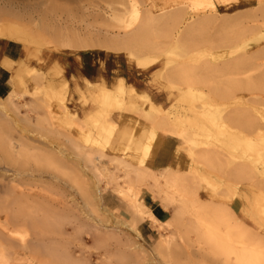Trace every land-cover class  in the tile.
I'll list each match as a JSON object with an SVG mask.
<instances>
[{
  "label": "rangeland",
  "instance_id": "rangeland-1",
  "mask_svg": "<svg viewBox=\"0 0 264 264\" xmlns=\"http://www.w3.org/2000/svg\"><path fill=\"white\" fill-rule=\"evenodd\" d=\"M120 15L129 26L112 28L115 16ZM171 15L181 21L171 30L175 43L165 39L163 31ZM142 19L149 25L140 29ZM1 25H18L30 36L29 44L16 41L22 51L28 45L30 53L26 60H18L22 69L12 93L19 118L27 108L35 110L30 113L34 124L17 121L18 114L8 109L0 119L15 128L24 126L31 146L41 152L64 150L63 156L53 155L74 162L77 170L56 172L45 157L26 165L12 162L34 171L28 172L33 175L26 182H14L20 190L41 192V199L53 202L59 197L51 188L56 180L54 184L77 201L79 220L63 224L56 235L61 246L77 257L86 254L93 264L105 251L127 255L124 264H200L202 241L187 226L182 231L170 230L168 220L159 226L157 235L144 240L138 223L126 222L123 212L105 204L107 196L118 203L128 197L130 206L134 202V196L126 192L131 186L126 178L129 169L119 170L111 162L153 169L151 160L167 136L176 137L181 146L169 165L196 184L198 226L210 229L213 241L228 246L226 230L234 225L264 235V0H0ZM62 34L76 37L79 43L62 42ZM87 52L116 60L110 79L92 81L83 76L75 59ZM37 75L44 79L39 86L34 83ZM38 113L53 119L59 131L35 126ZM79 151L100 157L102 163L98 161L97 166L105 164L101 168L114 180L103 201L97 200L94 171L85 168ZM204 152L213 153L211 162H206ZM31 153L36 156L38 149ZM237 165L243 167L235 176L231 169ZM55 173L61 182L53 178ZM160 181L166 183L162 177ZM68 183L77 191L70 190ZM7 186L0 188V199L14 195ZM60 199L65 201V197ZM235 199L241 203L238 212L231 207ZM218 207L225 209L219 221L213 219ZM3 211L0 218L6 220L11 210ZM10 223H0L1 230L16 237L20 231L33 240L37 237L29 225ZM76 224L98 225L105 247L91 248L93 235L75 232ZM165 234L174 238L170 254L155 250ZM236 240L238 252L248 254L249 262L264 264V249ZM220 256H213L208 264H233Z\"/></svg>",
  "mask_w": 264,
  "mask_h": 264
},
{
  "label": "bare ground",
  "instance_id": "bare-ground-1",
  "mask_svg": "<svg viewBox=\"0 0 264 264\" xmlns=\"http://www.w3.org/2000/svg\"><path fill=\"white\" fill-rule=\"evenodd\" d=\"M148 12H152V11L148 10ZM172 15H175V14H172ZM172 15L169 16L170 18L168 20H166L165 22L166 27L163 31H165L164 33L166 34L165 39L168 37V39H170L169 42L175 43L176 39H175V35L173 34V31H175L174 27L176 29L181 24V21L179 19V16L175 17ZM141 16L142 18L143 17L146 18L145 14ZM44 17L48 19L47 15H45ZM125 22L126 21L124 20V18L121 17V15L115 16L114 22L112 23V28L117 27V28L126 29L127 26H129L128 25L129 23L127 24ZM148 25L149 24L145 21V19H142L138 26H140L139 27L140 29H143L147 27ZM108 28H111V27H108ZM171 30L173 31L171 32ZM0 36L3 38L0 41V62L5 64L6 66L11 67L12 72H13L12 83L14 87H16L17 79L22 69L21 64L18 61L16 62V61H13L12 59L4 57L3 49L10 40L29 44L30 36L27 35V31L25 28H20L18 25H14L10 27L1 25L0 26ZM59 37H61L59 39L65 43H75V44L79 43L77 38L74 36H66L65 34H62V36L59 35ZM181 39L183 40V38ZM29 53H30V48L28 47V45H26L22 51V55L20 58L21 61L26 60ZM250 68L251 67H249V69ZM42 80H44L42 79V76L37 75L36 77H34L35 85L37 84L39 86ZM14 97H15L14 93L9 94L6 97V99L0 97V118L1 116L6 115L5 113L8 109L9 111H13V113L18 114L17 121L21 120L26 124H34V121H33L34 118H32L30 113L31 111H34L35 109L27 108V111H26L27 113L25 114V116L19 118L20 108L15 102ZM2 99L5 101H2ZM206 100H207V104L211 103L210 99H206ZM41 115L38 113L35 116V119H36L35 126L42 128V129L47 128L50 130H55L57 132L59 131V129H57L53 125L54 124L52 122L53 119L51 121L47 117L41 116ZM25 131H26V128L24 126H19V128H15L11 126L10 121L0 119V161H1L0 163L3 164L4 162V165L2 164L0 165V178L4 179V181L0 182V188L4 187L5 185L6 186L8 185L7 187L11 188L10 190L14 191V195L12 197H7V196L5 197L3 195L4 198L0 199V212H2L4 209L11 210V213L9 214V217H11V219H9V217H8L9 220L8 219L3 220L0 218V223L3 222V224L9 225L11 224L10 223L11 221H14L17 223L22 222V224L24 225H29V227H31L32 230L36 233L37 237L35 238V240H33L29 238V233L27 232L24 233L23 231L22 232L20 231L18 233V235L20 236L16 237V236L10 235L7 230L6 231L3 229L1 230L0 228V264H14L13 263L14 262L13 259L15 256L14 254L18 251L25 256L26 260L29 257L32 258L34 261V263L32 264H93L85 256L86 254L83 256L77 257L75 256L74 252L70 250V248H67V246L64 247V244L61 246L62 243H59L58 238L56 237V235L59 234L58 232L60 230V226H62L65 223H74L79 220V217H77L76 212H75L76 207L74 206V203L75 202L77 203V201L73 200L74 198L70 200L72 198V197L70 198L71 194L68 195L67 192L65 193L64 188H63L64 190H61L60 184L58 182L57 184H59V186L55 185L54 183H56V180L55 182H52L53 184L51 188L55 190L56 194L59 195V197L57 198V200H54L53 202H51V200H53L52 198H49L48 200H46V198L44 197L43 199H41V196H42L40 194L41 192L29 193L26 191H22L18 188V186H15L14 182H17V183H20L21 181L26 182V180H28L27 177L31 178L33 175V174L29 175L30 173L28 172H31V171L32 173L34 172L33 170H29L27 166L25 168L24 165L20 167H18L19 165L15 166V163L13 165L12 162L15 160L19 161L20 163L22 162L26 165L31 159L38 160V159L45 157V161L47 165L52 167V169L56 172L67 173V170H68V172L70 171L69 173L72 174L76 170L74 162H70V161L64 160V158L62 157L59 158L58 156L53 155L56 153L58 154L61 153L63 156L65 152L64 150L59 149V152H56V151H52L51 149L49 150L42 149V152H41L40 149L37 148V146H31V143L29 142L30 138L27 135H25ZM67 140L69 141V143L71 142L69 138ZM32 149H38L37 155L40 157H38L37 155L34 156L33 154L35 153H31ZM77 155L84 162L86 169L94 171L95 179H96L95 180L96 188H97V200L98 202L103 201L104 199L103 194L107 192L108 189H110V187L113 186V182H114V180H111V177H108L105 174V167L104 169L101 168L102 166H106V165L104 164L101 167L97 166L98 165L97 162L99 161L100 163H102V159L100 157L93 156L90 152L82 153L79 151ZM212 155H213L212 152L211 153L204 152L203 156L207 157V160L205 159L206 162H211L213 160L212 158L214 157H212ZM123 162L124 161H122V163ZM111 163L116 164V168L119 170L123 168L129 169L128 175H126V178L128 176L127 182L131 186L129 189L126 190V192L128 195H131V197L134 196L133 197L134 202L132 203V206H131L133 213H134V218L132 220L127 219L126 222L138 223L144 220L147 216H149L148 214L149 211L146 212L148 208L145 210L146 207L144 208L142 204L140 205L137 200V197H139L138 194L141 190V187L142 186L147 187L148 189H150V191H152L154 198H157L160 201L163 200L162 202H164V205L166 208H168L170 205H174L173 217L169 220V222L167 221L169 223V226L171 227L170 230L175 229V228L177 229L180 228L181 230L180 229L179 230L182 231V227L184 226L185 228L188 227V230L190 233L192 232L193 234H196L199 236V240L202 241L201 242L202 246L200 247L204 249V253H202L203 255L200 258L198 256L199 258L198 261H200V264H208L207 261L211 260L213 256L219 257V255H222L220 257H224L226 261H228L227 259H231L233 264H252L248 260L249 255L247 253H245L247 254L246 256L244 255V253L238 252L237 250L238 246L236 247V244H237L236 239H238V241H244L247 243L252 242L256 245L255 246L256 248L264 249V235H262L261 233H255V232L251 233L250 230H243L240 228H235L237 227L236 225H234L233 228L231 227L226 230V237L223 234V236L227 238V242L230 243L229 246L220 244L216 242L215 240L213 241L212 231L210 229L201 228L200 226H198L199 224L196 223V219L194 216H197L195 215L196 214L195 212L198 210V207H197L198 203L196 200V198L198 197L195 198L196 184L194 183L193 179H191V177L186 176L185 178V177L176 175L177 173L172 174L169 171H164V172L162 171L161 173H158L157 170L133 166L127 162H124L126 163V165L124 163L120 165L121 162L114 161V160ZM123 165H125L126 167L125 166L123 167ZM236 173L233 175L237 176ZM2 175H4L5 177H3ZM58 177H59L58 174L56 173L53 174L54 179ZM160 177H162V180L165 179V182H166L165 184H162V182L160 181ZM60 179L63 180L62 178H58V181ZM68 184L70 185V183ZM72 186L74 185L72 184ZM72 186L70 185V190L71 188L74 189ZM35 187L37 186L35 185ZM74 190H76V188ZM76 191L74 192L78 194V192ZM175 192L180 193L178 198H175ZM75 193L73 195H75ZM178 193H177V196H178ZM60 196L65 197V201L61 200ZM214 210H216L217 213L215 211L216 214L213 215L214 217L213 219L214 220L216 219L219 221V217L222 215L224 216L223 211L225 209H223L222 207L221 208L218 207ZM220 211H222V213H220ZM3 213L5 212L3 211ZM128 225L129 227L131 226V224H128ZM162 226L163 225L161 224L160 227ZM132 230H134V228H132ZM74 231L78 233L87 232L88 234L93 235L94 243H93V246H91V248L95 247V249L101 250L105 247V244H106L105 237L99 231L98 225H88L87 226V225L80 224L74 228ZM21 233H23V235ZM164 236L165 237L158 242L155 250L159 252L164 250L165 253L167 251L168 254H170L172 252V243H173L172 239L174 238L172 237L171 239L169 237V234H165ZM99 259L100 260H97L95 264H124L126 260L128 259V256L122 252L105 251V253L102 254V258H99Z\"/></svg>",
  "mask_w": 264,
  "mask_h": 264
},
{
  "label": "crops",
  "instance_id": "crops-1",
  "mask_svg": "<svg viewBox=\"0 0 264 264\" xmlns=\"http://www.w3.org/2000/svg\"><path fill=\"white\" fill-rule=\"evenodd\" d=\"M3 55L4 57L12 59L13 61H18L22 55V47L16 41H9L3 49ZM75 62L78 64V68L83 74V76L92 81L100 78L108 80L112 77L113 73L117 69V63L114 58L108 55H102L100 53H84L79 57H76ZM12 77L13 72L11 67L6 66L2 62H0V97H7L14 91ZM128 77L131 78L132 76L128 73ZM142 109L148 111L150 108ZM180 147L181 146L178 144L176 137H165L161 145L159 146L156 155L151 160L152 164L154 165L153 169L157 170L158 173L167 170L172 174L177 173L176 175L186 178V176L188 175L179 173L177 170L172 169V167L169 165L173 163V154L175 152V149L177 148V150H180ZM175 162L176 161H174V163ZM241 167L243 166H233V168L231 169L232 173L235 174L241 169ZM138 196V203L140 205L142 204L144 208L146 207L145 210L148 208L146 212L149 211V216H147L144 220L138 222L137 229L142 235L143 239L146 238L149 241L155 235L158 234L159 226L173 217L174 205H170L168 208H166L162 202H159L157 199L154 198L152 191H150V189L145 186L141 187ZM129 200L130 199L126 197L125 200H120V202L118 203L117 201H115V198L107 196L105 198V204L109 208L115 210V212H123L121 216L122 218L132 220L134 218V213L130 206ZM231 207L235 212H238L241 209V203L239 199H235ZM170 210H172V215ZM14 255V264L33 263L32 258L29 257L26 260L25 256L19 251L16 252Z\"/></svg>",
  "mask_w": 264,
  "mask_h": 264
}]
</instances>
